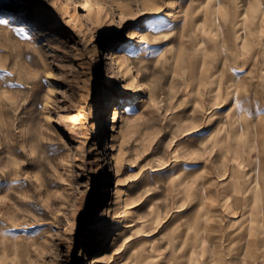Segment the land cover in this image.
<instances>
[{
    "label": "rangeland",
    "instance_id": "1",
    "mask_svg": "<svg viewBox=\"0 0 264 264\" xmlns=\"http://www.w3.org/2000/svg\"><path fill=\"white\" fill-rule=\"evenodd\" d=\"M263 13L0 0V264H264Z\"/></svg>",
    "mask_w": 264,
    "mask_h": 264
},
{
    "label": "bare ground",
    "instance_id": "2",
    "mask_svg": "<svg viewBox=\"0 0 264 264\" xmlns=\"http://www.w3.org/2000/svg\"><path fill=\"white\" fill-rule=\"evenodd\" d=\"M264 14V13H263ZM264 17V16H263ZM206 43V42H205ZM59 45L60 44H58V43H55L54 44V48L56 49V50H58V47H59ZM203 50V49H202ZM202 52V51H201ZM199 53V52H198ZM202 54V53H201ZM112 56H113V54L111 53V51H107V53H106V55H105V60H111V58H112ZM198 56H199V54H198ZM206 56V55H205ZM207 62V61H206ZM205 66V65H204ZM207 67V66H206ZM202 68V67H201ZM206 68L205 67H203V70L204 71H207V69L205 70ZM120 114H121V110H120V106H118V105H115L114 107H113V109H112V111H111V117H113V121H112V125H111V131H114V129H115V123L117 122V120L119 119V117H120ZM111 136L112 135H110V138H111ZM233 136H234V134L232 133V131L228 134V140H227V137H224V145H222V144H220V146H221V148H223L224 147V149H230L231 147H234V145H228V142L229 141H232L233 140ZM227 141V142H226ZM215 143H218V141H215ZM235 143H238V139H236L235 140ZM247 143V142H246ZM125 144V143H124ZM219 144V143H218ZM113 145L112 144H110V142L108 141L107 142V144H106V149L108 150V149H110L111 147H112ZM249 151L248 152H246V154H248V153H250L251 151H252V149L250 150V149H248ZM227 151H225L224 150V153H226ZM259 156V155H258ZM260 162H261V168H262V174L264 175V156L263 157H261L260 158ZM254 165V164H253ZM260 165V164H259ZM231 172H233L234 173V167L230 170ZM264 183V182H263ZM243 185V184H242ZM238 187V186H237ZM254 187L255 186H252L251 185V190H255L254 189ZM249 188V187H248ZM247 188V186L245 187V189L247 190L248 189ZM236 190H238V189H236ZM248 191V190H247ZM238 192L239 193H241V190L239 189L238 190ZM237 192V193H238ZM238 195V194H237ZM240 195H238V197H239ZM236 198H237V196H236ZM236 201L237 202H239V198H237L236 199ZM102 216V215H101ZM102 219V217H100V220Z\"/></svg>",
    "mask_w": 264,
    "mask_h": 264
},
{
    "label": "snow or ice",
    "instance_id": "3",
    "mask_svg": "<svg viewBox=\"0 0 264 264\" xmlns=\"http://www.w3.org/2000/svg\"><path fill=\"white\" fill-rule=\"evenodd\" d=\"M0 23H4V21H0Z\"/></svg>",
    "mask_w": 264,
    "mask_h": 264
}]
</instances>
